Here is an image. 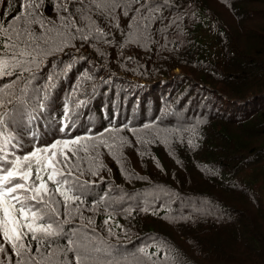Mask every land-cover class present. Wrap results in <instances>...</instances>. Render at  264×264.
<instances>
[{
	"label": "trees",
	"instance_id": "obj_1",
	"mask_svg": "<svg viewBox=\"0 0 264 264\" xmlns=\"http://www.w3.org/2000/svg\"><path fill=\"white\" fill-rule=\"evenodd\" d=\"M178 1L155 0L159 9L148 14L152 17L150 22L143 21L149 24L151 33L147 46L143 41L125 42L121 32L129 31V17L119 15L118 21L109 25L94 16L96 23L108 33L110 43L93 39L82 42L77 38L71 41L74 47L68 46L46 56L30 84L25 85L24 77L15 76L0 81L6 93L0 97L4 104L0 114L4 115L5 138L14 137L8 146L10 160L34 148L76 137L94 136L113 145L112 149L99 145L95 150L81 151L80 170L72 179L78 177L83 183L81 199L84 203L74 204L67 210L62 204L59 206L64 231L51 241L49 250L28 241L34 247L37 261L41 253H45L46 256L55 255L64 264H72L73 249H79L90 254L88 264H220L203 256L199 248L207 249L210 254L223 249L221 245H224L225 249L240 252L239 257L230 259L231 264H236L241 257L247 258L243 264H264V27L262 32L253 29L249 32L255 35L252 48L257 52L255 57L249 53L245 59L243 54H237L235 45L232 46L231 28L211 12L204 0H186L181 4L185 7L175 4ZM218 1L227 5L237 20H242L240 10L247 7L249 0ZM252 1L264 3V0ZM18 3L19 0H12L7 8L9 16L16 11ZM60 4H67L69 12L80 7L75 0H44L39 12L48 27L60 26L61 17L68 15L57 7ZM0 11H4L2 6ZM163 45L175 57L189 55L188 61L157 68L154 72V61L166 55L165 50H160ZM255 59L262 64L256 65ZM66 65L71 67L64 72ZM134 65L145 70L140 71ZM176 70L182 75H174ZM53 71L60 73L55 80L56 86L43 102L44 108L38 109L32 89L43 87L47 75ZM166 78L171 79L169 87H163L162 83L155 88L151 85ZM228 81L238 83V87L246 88L247 92L260 94L257 107L248 111V115L235 119L238 128L253 132L246 140H234L228 127L222 126L231 120L222 111V96L227 95L229 102H237L233 106H238V112H244V105L252 101L243 95L244 90L237 92V99L231 98L221 84H228ZM73 91L75 96L71 95ZM78 100H84L85 104L75 107ZM66 104L73 109L70 131L61 130ZM21 107L23 111L19 110ZM87 115H93V120H97L95 125L89 123ZM104 121L108 124L99 128ZM167 125L181 134L167 131L166 139L161 138V128ZM140 131H147L145 133L158 139L145 133L137 135ZM217 135L227 141L228 144L223 141L221 144L233 151L231 155L220 154L214 141ZM136 138L137 143L132 140ZM259 139L263 144L250 148V144ZM99 140L82 143L99 144ZM167 141L169 150L180 147L176 159L179 168L184 166L186 171L188 166L193 169L195 166L213 184L211 187L229 190L237 200L248 198V206H239V209L237 205H229L207 187L195 193H184L181 187L184 184L175 174L172 175L175 186L162 176L131 175L133 168L126 163L128 151L134 148L142 158L148 159L153 154L162 163L160 153L167 149ZM247 153L251 154L245 157ZM84 154L91 158V170L89 160L85 164ZM228 160L236 161L239 168H231ZM160 172L165 173L163 163ZM124 184L139 189L128 191ZM119 191L132 192V196L119 200L116 196ZM115 206L118 210L107 211ZM142 208L149 211L147 218L154 219L155 223L167 220L169 226L176 224L179 228L197 230L190 229L188 235L175 240L162 225L159 230L147 223ZM92 226L107 239L104 240L106 248L95 250L93 235L87 231ZM225 235L230 236L226 241ZM205 238L211 240L203 247L200 242ZM108 239H115L118 246ZM114 253L115 259L109 261L108 256Z\"/></svg>",
	"mask_w": 264,
	"mask_h": 264
},
{
	"label": "snow or ice",
	"instance_id": "obj_2",
	"mask_svg": "<svg viewBox=\"0 0 264 264\" xmlns=\"http://www.w3.org/2000/svg\"><path fill=\"white\" fill-rule=\"evenodd\" d=\"M11 2L0 0L4 9L0 11V81L13 76L24 77L25 85L36 78V71L46 56L61 52L68 46L74 47L71 41L77 38L82 42L93 39L110 43L108 33L96 23L94 16L109 25L118 21L119 15L129 17V31L122 32L125 42L143 41L147 46L151 33L149 24L143 21L150 22L152 17L148 14L160 7L155 5V0H75L80 7L72 12H69L67 4L57 5L68 15L61 17L60 26L48 27L39 12L44 0H19L16 11L9 16L7 8ZM116 27H119L118 23ZM70 67L66 65L63 71L67 72ZM59 75L53 71L47 75L43 87L32 89L38 109L44 108L43 102L56 86L55 80ZM3 95L6 93L0 86V97ZM71 95L75 96L76 92ZM83 104L84 100H78L75 107ZM0 107H4L2 102ZM19 110L23 111L22 107ZM72 114L73 109L66 104L61 130H71ZM4 128V115L0 114V264H64L55 255L46 256L45 253H41V259L37 261L34 247L28 241L44 246L46 251L51 248V241L64 231L60 224L59 206L62 204L67 210L74 204L84 203L81 199L83 183L78 177L72 179L80 170L81 151L95 150L99 145L112 149L113 145L94 136L76 137L34 148L26 155L14 156L10 160L8 146L14 137L5 138ZM95 140H99V144L82 143ZM84 159L89 160L91 170V158ZM76 210L79 211L78 208ZM89 260L90 254L86 250L73 249L72 264H88Z\"/></svg>",
	"mask_w": 264,
	"mask_h": 264
},
{
	"label": "rangeland",
	"instance_id": "obj_3",
	"mask_svg": "<svg viewBox=\"0 0 264 264\" xmlns=\"http://www.w3.org/2000/svg\"><path fill=\"white\" fill-rule=\"evenodd\" d=\"M186 0H179L178 2H175V4L179 5L181 7H185V5H181L185 2ZM205 1V2H204ZM203 2L207 5V7H209V9L211 10L212 13L216 14L221 21H223L225 24L228 25V28H231L230 30L232 31V38L234 39V44H232V46L235 45V47L237 48V54H243L244 58L246 59V55H248L249 53L253 55V57H255L254 53H256L257 51L255 49L252 48V44L254 42L255 35L254 34H249V32L256 31V32H262V28L264 27V17H261V15L264 13V3L263 2H253L252 0L247 1V7L243 8L242 10H240L243 14V19L242 20H237L234 15L232 14L230 8L227 5H223L220 4V2L218 0H204ZM253 2V3H252ZM164 5V3L162 4V6ZM261 21V22H258ZM122 33V32H121ZM253 38V39H251ZM179 43V42H178ZM181 44V43H180ZM161 52H164L166 55L160 57L157 59V61L155 60L152 68L154 69V72L156 71L157 68H163L165 66H171L174 63H183L185 64L188 59H189V55L184 54L183 56H181V54L179 56H174L172 52L170 51H166V47L163 45L161 47ZM249 60V59H247ZM255 63L256 65H261L262 61L260 63H258V61L255 59ZM135 68H137L140 71H144L145 68L140 66V65H134ZM190 67H192L191 65H188ZM223 70H228L231 71L229 68L227 67H223ZM174 75H182L181 72L179 70L175 71ZM228 77V76H226ZM226 77H224L223 81H226ZM214 79V78H213ZM215 80V79H214ZM162 81V80H161ZM171 82V79H164L162 82H156V83H152L151 85L155 88L158 87L159 83H162L163 87H169V83ZM234 83V84H233ZM228 82V84H222V86L224 87V91H227L230 95L231 98L237 99V97L239 96V94L237 92H240L241 90H244L245 93H243V95L247 98V100H251L254 99V101H250L249 105H244L246 106L243 110L244 112L241 113L238 112V109L236 107H234V102H229L227 95L222 96L224 98V104H223V113H225L227 116L230 117L231 120H229L227 122V120H225V122H227L228 124L224 123L222 124V126H227L228 127V131L229 133H231L233 135V139L234 140H246L249 138V136L252 133L249 132V130H242L240 128H238L237 122L235 119L237 117H240L247 114L249 110H251V108H256V104L259 101L258 100L260 94H254L253 92H247L248 90L246 88H238V83L236 82ZM236 83V84H235ZM235 86V88H234ZM152 87V88H153ZM231 87L232 89L229 90V88ZM236 88L238 89V91L236 90ZM233 90V91H232ZM240 90V91H239ZM235 93H237L235 95ZM220 95V94H219ZM217 96V100L219 101L220 96ZM256 97L258 99H256ZM252 102V104H251ZM257 102V103H256ZM255 104V105H254ZM251 106V107H250ZM235 108V110H234ZM247 109V110H246ZM249 109V110H248ZM234 110V111H232ZM246 110V112H245ZM232 113V114H231ZM237 113V114H236ZM234 115V116H232ZM237 116V117H236ZM93 115H87L85 118H87L88 121H90L89 123L91 125H95V123L97 122V120H93ZM116 117V115L114 116ZM108 123L101 122V124L98 126L99 128L105 127ZM219 126V125H218ZM171 128V129H169ZM169 129V130H166ZM161 130L163 132H161V138L166 139V133L167 131H171L172 134H176V135H180V131L176 130L175 128L173 129L170 125H167L163 128H161ZM147 131H140L137 135L145 133ZM147 136L152 137L154 139H158L156 137H154L155 135H150L148 133H145ZM168 134V133H167ZM135 143H137V138L136 139H132ZM215 143L218 145L216 146V148L218 149V151L220 150V154H224L226 156L231 155L233 153V151L231 149H227L226 147H224V145L221 144V141L225 142L226 144L227 141L223 140V137L220 135L215 136L214 138ZM152 142V140H151ZM150 142V143H151ZM234 143V142H233ZM263 144L262 139H259L257 141H254V143L250 144V148H253L254 146H258ZM169 141H167V149L163 150V154L160 153V159L161 162L163 163V166L165 168V173L161 174L160 172V168L162 163H160L159 158L155 157L153 154H151V158H142V155H140V153L136 150V149H132L130 151H128L127 155H128V159L129 161H126V163L131 164L132 168H133V173L131 175H135V174H141L143 177H160L162 176L168 183L173 184V180L175 177H177L179 180H181L182 184H184V186H181L183 188V191H185L184 193H195L197 192V190H201L203 187H207L209 190L213 191V195H216L217 198H222L227 204L229 205H237L239 209H241L239 206H243L246 208L247 205V200H237L234 198V196H232V193L229 190H225L221 187H218V189H214L213 187H211V183H209L206 178L203 177L202 172L198 169L194 167L191 168V166H188V168L186 169V171L183 170L184 166L182 167H178V163H177V156L178 154H180V147L175 146L173 148V150H169ZM233 146V145H232ZM229 151V152H228ZM251 153H247L244 156L247 157L249 156ZM89 157V155L84 154V157ZM231 157V156H230ZM225 158V157H224ZM86 163L88 164V159H85ZM228 162L230 163V167L231 168H239V166H237L236 161L232 162L230 160H228ZM84 166V165H83ZM175 174V177H173L172 175ZM120 178L117 179V182H119ZM125 187L128 188V191H133L135 189H139V188H135L132 185H126L124 184ZM175 186V184H173ZM119 200L121 199H127L130 198L132 196V192H124V191H119L117 192V195ZM219 196V197H218ZM249 203V202H248ZM124 205V204H123ZM248 206V205H247ZM118 210V207L115 206V208L113 209H107V211H116ZM94 211V210H92ZM141 212L143 214H145V220L147 223H149L150 225H153L154 228L161 230V225L163 226V228L165 229L166 233L169 232V234L175 238V240H177L179 237L183 236V235H188L190 229L191 230H197L194 227H184L181 226L180 228L177 227L176 224H171V226L167 225V220L165 221V223H155L154 219H150L147 218L148 216V210H144L142 208ZM91 226V225H90ZM93 228H87V231L92 233L93 235V243H94V248L95 250H100L102 248H106V244L104 242V240H107L106 238H104L102 236V234H100L99 230L96 229L94 226H92ZM186 228L185 232L183 231V229ZM97 236L99 238H95L94 237ZM229 235H225L224 237V241H226L225 239H229ZM110 240V239H108ZM209 240L211 239H204L200 242L201 246L205 247V244L209 242ZM111 242H113L114 246H118L116 244L117 241H115V239L110 240ZM221 247L223 249L217 250L216 252L212 251V253L208 254L207 249L205 248H199V250L203 253V256L207 257L209 260H211V262H219L220 264H231L230 259L231 258H237L240 256V252L237 249H225L224 245H221ZM117 251H120V248H117ZM199 252V251H198ZM116 254H110L108 256L109 261H113L115 259ZM247 261L246 257H241L236 264H243L244 262ZM142 262H144V260H142ZM133 264H139L138 262H133Z\"/></svg>",
	"mask_w": 264,
	"mask_h": 264
},
{
	"label": "bare ground",
	"instance_id": "obj_4",
	"mask_svg": "<svg viewBox=\"0 0 264 264\" xmlns=\"http://www.w3.org/2000/svg\"><path fill=\"white\" fill-rule=\"evenodd\" d=\"M244 68H245V67H244ZM248 68H249V67H248ZM242 71H243V70H242ZM247 71H248V70H247ZM247 71H246V72H247ZM249 73H250V71H249ZM236 75H238V74H236ZM228 76H229V75H228ZM248 76H249V75H248ZM233 77H234V75H233ZM228 78H230V77H228ZM239 78H240V77H239ZM236 79H237L238 81H240V80L238 79V77H237ZM231 80H232V79H231ZM243 80H244V79H243ZM246 80H247V79H246ZM229 81H230V80H229ZM229 81H228V82H229ZM233 82H234V81H233ZM240 83H241V81H240ZM243 83H244V82H243ZM243 83H241V84H243ZM233 84H234V83H233ZM235 84H236V83H235ZM244 84H245V83H244ZM242 86H243V85H242ZM246 86H248V84H246ZM228 88H229V87H228ZM234 88H235V86H234ZM238 88H240V87H238ZM192 89H193V88H192ZM230 89H232V88L230 87L229 90H230ZM236 90L238 91L237 88H236ZM190 91H192V90H189V92H190ZM232 91H233V90H232ZM239 91H240V90H239ZM190 93H191V92H190ZM186 94H187V93H186ZM186 94H185V96L187 97ZM188 94H189V93H188ZM236 94H237V93H235V95H236ZM240 98H242V97H240ZM258 98H260V97H258ZM258 98L256 97V99H258ZM242 99H243V98H242ZM249 100H250V99H249ZM252 101H253V99H252ZM256 101H259V100H256ZM216 103H217V102H216ZM235 103H237V102H235ZM244 103H246V102H244ZM244 103H243V104H244ZM256 103H257V102H256ZM243 104H242V105H243ZM251 104H252V102H251ZM248 105H249V104H248ZM254 105H255V104H254ZM246 106H247V104H246ZM246 106H244V108H245ZM262 106H263V104H262ZM250 107H251V106H250ZM260 107H261V106H260ZM237 108H238V106H237ZM242 108H243V107H242ZM244 108H243V109H244ZM251 109H253V107H252ZM234 110H235V108H234ZM234 110H232V111H234ZM241 110H242V109H241ZM246 110H247V109H246ZM246 110H245V112H246ZM248 110H249V109H248ZM256 110H257V109H256ZM235 111H236V110H235ZM242 111H244V110H242ZM251 111H253V110H251ZM249 112H250V110H249ZM254 112H255V110H254ZM241 113H242V112H241ZM231 114H232V113H231ZM236 114H237V113H236ZM248 114H249V113H248ZM248 114H247V115H248ZM251 114H252V113H251ZM232 116H234V115H232ZM236 117H237V116H236ZM258 128H259V127H258ZM259 130H260V129H259ZM258 132H259V131H258ZM154 143H155V142H154ZM153 146H154V145H153ZM151 147H152V146H151Z\"/></svg>",
	"mask_w": 264,
	"mask_h": 264
}]
</instances>
